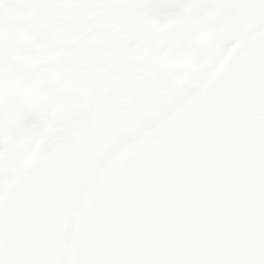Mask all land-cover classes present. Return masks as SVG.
Segmentation results:
<instances>
[{
    "label": "flooded vegetation",
    "instance_id": "1",
    "mask_svg": "<svg viewBox=\"0 0 264 264\" xmlns=\"http://www.w3.org/2000/svg\"><path fill=\"white\" fill-rule=\"evenodd\" d=\"M26 4L0 30V264H66L101 174L264 30V0Z\"/></svg>",
    "mask_w": 264,
    "mask_h": 264
},
{
    "label": "water",
    "instance_id": "2",
    "mask_svg": "<svg viewBox=\"0 0 264 264\" xmlns=\"http://www.w3.org/2000/svg\"><path fill=\"white\" fill-rule=\"evenodd\" d=\"M68 225L49 233L47 253ZM257 226L264 229V30L104 171L81 205L66 264H232Z\"/></svg>",
    "mask_w": 264,
    "mask_h": 264
},
{
    "label": "snow or ice",
    "instance_id": "3",
    "mask_svg": "<svg viewBox=\"0 0 264 264\" xmlns=\"http://www.w3.org/2000/svg\"><path fill=\"white\" fill-rule=\"evenodd\" d=\"M260 0H247L250 8H257ZM27 6L26 0H0V30L7 26L9 11ZM232 264H264V229L257 226L251 246L246 247Z\"/></svg>",
    "mask_w": 264,
    "mask_h": 264
}]
</instances>
